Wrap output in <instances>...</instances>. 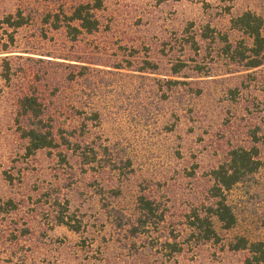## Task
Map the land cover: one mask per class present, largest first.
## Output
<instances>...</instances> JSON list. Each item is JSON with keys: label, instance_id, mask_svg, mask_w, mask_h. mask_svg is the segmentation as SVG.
Returning <instances> with one entry per match:
<instances>
[{"label": "rangeland", "instance_id": "obj_1", "mask_svg": "<svg viewBox=\"0 0 264 264\" xmlns=\"http://www.w3.org/2000/svg\"><path fill=\"white\" fill-rule=\"evenodd\" d=\"M84 1L0 0V44L8 42L4 31L12 32L2 25L5 17L18 11L32 17L15 34L13 56L20 58L11 61L12 80L0 83V204L19 202L0 217V264H131L107 206L129 212L144 195L166 211L168 228L178 227L191 210L212 203L211 172L232 149L252 148L255 129L263 137L262 167L229 193L238 218L230 237L261 239L264 66L246 71L232 63L222 39L250 45L231 21L245 12L264 20V0H103L95 35L72 42L64 29L42 28L45 8ZM206 26L212 42L201 39ZM190 36L201 45L198 54L189 51ZM179 63L183 70L173 76ZM29 90L50 113L69 119V134L97 150L96 163L85 166L73 147L27 156L15 117L17 98ZM47 193L69 202L82 221L79 233L55 225L41 198ZM244 257L210 244L186 251L178 264H242Z\"/></svg>", "mask_w": 264, "mask_h": 264}, {"label": "trees", "instance_id": "obj_2", "mask_svg": "<svg viewBox=\"0 0 264 264\" xmlns=\"http://www.w3.org/2000/svg\"><path fill=\"white\" fill-rule=\"evenodd\" d=\"M66 4L47 9L41 14L42 28L46 31H60L64 29L72 42H77L81 35L92 36L101 27L100 13L104 9L103 0H86L71 8ZM40 15V17H41ZM30 15L18 11L2 20L8 42L0 44V83L10 84L13 76L11 61L15 55V34L30 24ZM232 28L250 40L234 47L227 38H223L224 52L232 63L241 65L246 71H253L264 66V20L252 12H245L232 19ZM201 36L202 41H214L213 30L206 26ZM43 30V29H42ZM43 32H45L43 30ZM46 36V33H44ZM187 45L189 51L198 54L201 49L196 37L190 36ZM50 57V56H48ZM70 57H63L69 60ZM184 64L173 66L172 74L177 76L183 70ZM86 68V67H83ZM153 68H158L154 65ZM74 79L71 75L70 81ZM170 85L178 84L169 81ZM1 94V93H0ZM69 119L50 113L45 101L35 91L23 92L17 98L15 123L21 138L26 141L27 156H32L43 150H57L60 147L74 148V152L85 166H91L98 161L99 153L88 143L74 141L72 132L69 134ZM259 129L252 131V148L236 147L232 149L226 161L214 169L210 177L212 186L208 191L210 205L202 209H193L187 213L178 227L166 226L167 213L155 200L144 195L134 201V208L127 212L120 205L107 206V216L112 227L120 235L117 239L119 250L124 252L125 260L131 264H178L179 257L187 251L193 252L202 245H220L233 253L245 255L242 264H264V235L261 239L250 240L241 235L231 234L238 227V218L229 201V193L235 188L246 184L259 173L262 162L257 147L263 137L259 136ZM63 162L65 156L60 154ZM118 192L115 197L119 198ZM41 198L52 207V221L56 226L66 227L70 231L79 233L82 221L69 209V202L61 200L60 195L42 194ZM19 202L10 199L0 204V217L14 213ZM28 233L29 230L26 229Z\"/></svg>", "mask_w": 264, "mask_h": 264}]
</instances>
